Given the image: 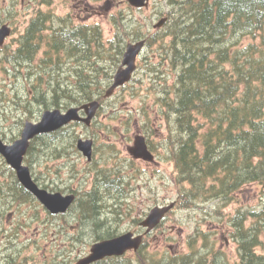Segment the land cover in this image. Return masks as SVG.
<instances>
[{
  "label": "trees",
  "instance_id": "trees-1",
  "mask_svg": "<svg viewBox=\"0 0 264 264\" xmlns=\"http://www.w3.org/2000/svg\"><path fill=\"white\" fill-rule=\"evenodd\" d=\"M167 5L164 26L152 34L142 33L132 18L114 16L115 31L108 41L99 24L75 25L67 18H59L52 33L46 35L52 18L39 11L15 49L10 45L0 49L4 52L0 64L15 76L24 74L32 86L27 95L32 92L29 97L42 109L51 105L66 108L95 98L104 101L123 54V39L131 33L135 39L145 37L147 46H157L161 60H167L170 70L176 72L159 102L166 122L167 155L177 172L173 179L179 206L194 208L208 201L227 204L245 186L264 184V0H167ZM245 37L256 40L242 44ZM43 45L49 47L39 58ZM32 98L28 104L18 103L31 115ZM31 115L29 118H35ZM61 132L36 137L28 158L35 152L45 158L57 156L71 145L75 148V141L63 145L55 139ZM3 136L7 137L5 132ZM123 172L118 168L113 177L112 171L98 174L88 195L83 199L78 195L75 202L85 217L95 219L98 228L107 223V237L117 234L114 220L131 211L129 207L123 212L119 201L128 193L121 179ZM11 178L13 185L0 181L5 201L14 198L34 203L35 197L15 174ZM106 207L113 216H101ZM229 220L242 264H264V254L257 251L264 234V197L258 207L240 208ZM208 235L197 227L189 236L190 250L170 256L167 264H223ZM149 253L144 241L134 257H107L92 264H163ZM7 264H20V260L11 254Z\"/></svg>",
  "mask_w": 264,
  "mask_h": 264
},
{
  "label": "rangeland",
  "instance_id": "rangeland-1",
  "mask_svg": "<svg viewBox=\"0 0 264 264\" xmlns=\"http://www.w3.org/2000/svg\"><path fill=\"white\" fill-rule=\"evenodd\" d=\"M0 7L14 9L18 13L11 19L15 32L6 41L12 49L17 47L16 39L24 33L39 10L69 17L76 24H99L105 41H108L114 35L115 17L127 15L142 33L152 34L157 31L158 22L166 17L163 13L168 9L167 0H151L150 5L144 8L131 7L128 0H0ZM7 16L6 13L2 15L3 18ZM132 34L123 39L124 50L129 42L136 40ZM254 40L245 37L242 44ZM44 48L39 58L43 56ZM2 53L0 51V56ZM167 64V60H161L157 46H147L138 58V67L130 83L104 101L92 126L87 128L83 124L73 123L55 137L63 145H68L70 141L76 143L81 136L93 137L96 145L92 162L87 161L76 145L75 148L69 146L57 156L42 158V154L35 152L32 157L28 158V155L26 158V163L42 185H50L65 193H78L82 199L92 189L98 174L112 171L113 177L118 168L132 173V187L126 186L130 191L124 195L122 200L126 201L121 209L125 212L130 207L131 211L127 215L122 213L119 221L114 220L119 228L117 234L129 230L141 231L139 221L153 206L179 198V190L173 180L176 168L165 146L166 122L160 114L159 98L176 77V72L170 70ZM5 68L4 63L0 64V131L2 135L5 132L7 141H10L12 136H20L25 121L31 119V114L20 108L18 103L30 102L32 92L28 96L27 91L32 86L23 73L15 76ZM32 102L36 101L32 98ZM54 107L51 105L48 108ZM32 109L31 116L35 117L32 119H36L47 108L42 109L41 105L35 103ZM139 133L149 137L150 145L155 149V162L130 156L129 148ZM12 175V168L0 155V181L13 185ZM262 188L263 184H249L227 204L218 205L208 201L194 208H183L177 204L163 225L146 236L150 256L167 264L170 256L190 250L189 236L200 227L208 231L210 243L218 251L223 264H242L238 241L232 236L229 219L240 208L258 207L264 197ZM38 203L37 200L34 203L18 202L14 198L6 202L5 197L0 195V264H7L11 254L20 260V264H64L62 260H65V264H75L90 251L98 234L101 235L99 238L107 237L104 235L107 223L105 227L98 228L94 218L84 216L79 203H75L67 213L59 215H52ZM106 204L109 205L108 201ZM113 215L108 207L103 208V218ZM262 239L257 251L264 254V234ZM126 256L134 257V254L131 251Z\"/></svg>",
  "mask_w": 264,
  "mask_h": 264
},
{
  "label": "water",
  "instance_id": "water-1",
  "mask_svg": "<svg viewBox=\"0 0 264 264\" xmlns=\"http://www.w3.org/2000/svg\"><path fill=\"white\" fill-rule=\"evenodd\" d=\"M135 7L148 6L150 0H128ZM164 20L160 22L162 24ZM11 28L4 24L0 27V46L4 43L5 38L10 35ZM145 45V40H139L127 45L122 64L119 66L114 76V81L108 89L111 94L115 88L123 85L132 77V73L136 69V59L141 53ZM100 102L97 100L83 104L81 106H72L66 111L59 108L47 109L43 112L39 121L27 120L24 124L21 137L13 143H5L0 135V153L6 158L7 162L16 170L20 182L30 190L45 206L54 213L67 212L75 200V194H63L62 192H51L45 188H41L33 179L30 167L23 163L31 140L40 134L51 133L56 131L72 121L82 120L87 123L96 114ZM84 109L87 113L86 117L80 115V110ZM93 139L78 140L77 146L89 160L93 156ZM132 153L136 157L153 160L154 155L149 150L146 138L143 135L136 137ZM174 206V203L168 205H157L148 213L147 217L141 221V225L147 227V232L151 231L164 218L165 214ZM144 233L135 234L134 231H128L113 238H108L95 242L90 253L78 259L76 264H91L97 260L107 256H120L128 250H138L141 246ZM175 264V263H171Z\"/></svg>",
  "mask_w": 264,
  "mask_h": 264
},
{
  "label": "flooded vegetation",
  "instance_id": "flooded-vegetation-1",
  "mask_svg": "<svg viewBox=\"0 0 264 264\" xmlns=\"http://www.w3.org/2000/svg\"><path fill=\"white\" fill-rule=\"evenodd\" d=\"M13 12L14 13H17V11L14 10V9H13ZM17 15H18V13H17ZM5 23L11 25V27L13 28V30L15 29V25L14 24H11L12 22L10 20L4 21V22H0V26L3 25V24H5ZM82 113L84 114L83 111H82Z\"/></svg>",
  "mask_w": 264,
  "mask_h": 264
}]
</instances>
